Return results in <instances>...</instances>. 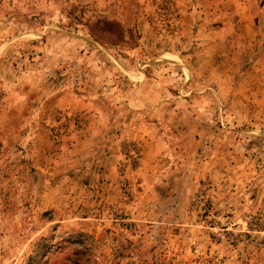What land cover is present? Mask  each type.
Returning <instances> with one entry per match:
<instances>
[{"label":"rangeland","instance_id":"374dc122","mask_svg":"<svg viewBox=\"0 0 264 264\" xmlns=\"http://www.w3.org/2000/svg\"><path fill=\"white\" fill-rule=\"evenodd\" d=\"M263 2L0 0V264H264Z\"/></svg>","mask_w":264,"mask_h":264},{"label":"crops","instance_id":"0c3cea01","mask_svg":"<svg viewBox=\"0 0 264 264\" xmlns=\"http://www.w3.org/2000/svg\"><path fill=\"white\" fill-rule=\"evenodd\" d=\"M261 5H262V9L264 10V2L263 3H261ZM264 12V11H263ZM259 22H260V27H261V30L260 31H256V32H254L255 33V38L257 39V38H260L261 40H263V44H262V46L264 47V27H263V24H264V16H263V18H261V21L259 20ZM264 63V62H263ZM262 67H264V66H262ZM261 70H262V68H261Z\"/></svg>","mask_w":264,"mask_h":264}]
</instances>
